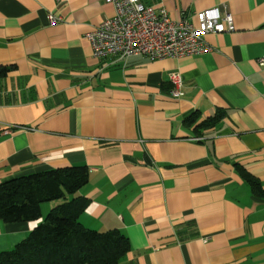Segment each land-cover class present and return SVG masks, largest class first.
Listing matches in <instances>:
<instances>
[{"label":"crops","instance_id":"crops-1","mask_svg":"<svg viewBox=\"0 0 264 264\" xmlns=\"http://www.w3.org/2000/svg\"><path fill=\"white\" fill-rule=\"evenodd\" d=\"M139 1L192 22L224 7L235 29L182 58H97L85 35L113 16L110 2L0 0V182L85 166L67 198L87 199L83 226L128 238L116 264H264V196L243 176L264 188V0ZM60 202L0 220V253Z\"/></svg>","mask_w":264,"mask_h":264},{"label":"trees","instance_id":"trees-1","mask_svg":"<svg viewBox=\"0 0 264 264\" xmlns=\"http://www.w3.org/2000/svg\"><path fill=\"white\" fill-rule=\"evenodd\" d=\"M9 67L0 66V77ZM220 114L201 126L214 124ZM194 117L187 121H194ZM85 166H65L0 182V220L17 222L41 217V204L61 200L43 221L11 250L0 253V264H116L130 249L128 238L117 229L96 231L78 217L87 199L73 195L88 181ZM255 195L264 188L248 173L243 175Z\"/></svg>","mask_w":264,"mask_h":264},{"label":"built area","instance_id":"built-area-1","mask_svg":"<svg viewBox=\"0 0 264 264\" xmlns=\"http://www.w3.org/2000/svg\"><path fill=\"white\" fill-rule=\"evenodd\" d=\"M105 1L113 5V16L102 20L85 35L97 58L114 55L126 60L138 54L151 60L182 58L210 49L203 39L206 33L235 29L233 15L224 7L199 11L195 14L196 22H192L187 18L174 20L163 6L146 5L139 0ZM60 20L59 16L48 14L50 24ZM170 81V94L181 95L180 75L173 73Z\"/></svg>","mask_w":264,"mask_h":264},{"label":"rangeland","instance_id":"rangeland-1","mask_svg":"<svg viewBox=\"0 0 264 264\" xmlns=\"http://www.w3.org/2000/svg\"><path fill=\"white\" fill-rule=\"evenodd\" d=\"M48 212V211H47ZM47 213H45V216H46Z\"/></svg>","mask_w":264,"mask_h":264}]
</instances>
